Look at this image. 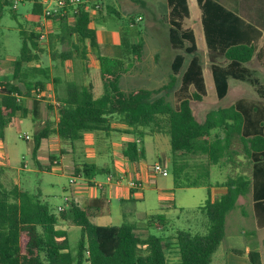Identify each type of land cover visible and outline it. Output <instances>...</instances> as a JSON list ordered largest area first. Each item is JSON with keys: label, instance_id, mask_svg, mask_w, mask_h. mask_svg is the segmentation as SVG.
<instances>
[{"label": "trees", "instance_id": "16d2710c", "mask_svg": "<svg viewBox=\"0 0 264 264\" xmlns=\"http://www.w3.org/2000/svg\"><path fill=\"white\" fill-rule=\"evenodd\" d=\"M31 1V12L38 18L33 19L37 27L30 31L20 27V54L13 61L10 78L0 81V138L4 137L5 129L15 121L19 111L22 115L27 114L23 97H33L34 91L35 95L46 91V83L51 79L48 66L31 65V62L40 59L42 50L39 40L44 30L40 21L44 0ZM198 2L209 52L212 54L220 45L229 46L227 55L232 58L227 66L213 64L211 67L218 98L227 95L230 78L250 82L264 97V85L242 66L256 49L255 45H250V41L257 39L261 31L248 25L217 0ZM9 3L13 5L11 0H0V9ZM102 4L101 0H90V6H80L77 13L51 17L59 24L58 31L51 34L49 39L51 57L60 58L63 62L77 56L85 60L88 47L92 48L97 53L104 91L100 96H95L92 83L82 84L76 79H69L63 82L64 92L61 94L59 85L62 80L57 78L55 90L59 103H52L49 107L58 109L59 119L55 127H51L50 121H47L44 127L35 132L33 156L36 157L42 140L51 134L74 143L83 139L87 131H109L112 120H118L133 128L126 132L138 137H143L146 129L168 134L172 171L178 185L209 183L210 171L206 160L203 159L201 165L194 168L184 156L201 154L207 158L208 165L218 164L223 157L233 158L230 144L235 132L240 131L244 138L246 133L243 128L250 129L248 123L261 130L256 127L258 125L250 114L243 108L238 111L235 106L212 109L204 121L196 118L192 101L203 99L207 94V84L195 32L184 25L190 15L188 0H168L169 12L165 20L169 25L167 38L173 47L168 59L172 74L168 84L154 89L136 87L125 90L121 86L130 66L141 60L145 41L142 37L131 42L123 35L119 44H107L108 52H104L98 30L91 27L95 12L103 9ZM104 4L108 15H114L119 20L123 18L113 5ZM247 26L254 29V35L247 34ZM57 42L68 47L58 51L55 48ZM258 55L264 59V46ZM171 90L174 91L175 102L168 98ZM38 99L46 98L42 94ZM215 128L223 129L224 135H213ZM260 132L250 139L254 149L249 156L253 161L252 177L245 173L230 175L224 182L227 192L213 201L207 199L202 205L209 220L206 233H192L184 229L176 231L180 261L175 264H212L213 255L225 236L227 214L235 207L238 196L247 194L252 186L255 207L259 213H264V161L260 152L263 148ZM249 152L250 149L248 155ZM123 154L129 160L136 161L145 156V151L133 140L125 143ZM84 167L87 174L88 169H96L95 165L89 163H85ZM188 167H193L195 173L185 175L184 170ZM3 173L0 164V264H83L86 261L90 264H169L161 236L149 234L143 238L136 231L135 224L127 221L111 225L95 224L87 211L76 202L72 203L68 214L61 212L57 215L50 204L42 199L40 190L30 192L18 184H9L4 181ZM61 218L71 220L81 229L75 248L71 246L67 230L58 228ZM155 220L163 223L166 218L163 214L148 216V222ZM249 257L252 264H262L259 251L251 250Z\"/></svg>", "mask_w": 264, "mask_h": 264}, {"label": "crops", "instance_id": "0c3cea01", "mask_svg": "<svg viewBox=\"0 0 264 264\" xmlns=\"http://www.w3.org/2000/svg\"><path fill=\"white\" fill-rule=\"evenodd\" d=\"M20 1L24 2L26 0L12 1V6L14 9L17 8L18 2ZM101 1L113 5L118 11L122 13L123 17L125 13L130 12L132 9H134L135 6H139L140 13H137L136 20L143 21L145 18H147V26L149 27L150 31H152V36L149 40L143 38V40L145 41V46H148V44H150V47L156 51V55H158L159 51L161 50H167L169 51V54L172 52L173 47L167 38L169 25L165 20L169 12L168 0H130V2L133 3V6L129 10H124L125 8L121 6V3L119 1L122 0ZM217 1H219L226 8L236 13L239 17L244 19L248 23V25H251L261 31L257 39L252 38V40L250 41V45H255L256 49L252 57L243 62L242 66L250 71V76L258 77L261 83L264 85V59L260 58V56L258 55V52L261 51L264 46V0ZM191 2H194L196 4L198 12L196 16L193 17V20H191ZM188 4L190 15L185 19L184 25L194 30L196 41L197 31L195 27L197 24L200 25L201 36L205 45L201 54L199 52L200 49L197 41L198 53L202 59L205 80L206 71L209 73L213 80L211 70L213 64L227 66L232 62V58L227 55V49L229 46L220 45V47H216L213 50L212 54L209 52L202 23V10L199 2L198 0H188ZM28 13L30 14V16L28 15ZM28 13L26 16L24 15V17L26 18V22L32 21L33 19H38L35 15L32 14L30 10L28 11ZM95 13V19L91 22V27H94L98 30L101 43L113 45L114 41L112 42V36L115 35V42H117L115 43V45L119 44L120 40L117 38L116 30L112 29V27L106 26L107 22L103 19L104 12L101 11ZM44 20V18H41L40 21L42 24L45 23ZM53 22L57 23L55 20H53ZM43 26L45 27V24ZM240 26L244 28L243 25ZM140 30L141 29L134 30L135 37L137 36V38H139L137 40H141L142 38L143 33ZM246 30L249 36L255 34L254 29L249 26L246 27ZM42 32L47 33L48 31L45 28ZM88 49L89 55V52L92 51V48L88 47ZM15 59L16 57L12 59H0V80H3L2 78H4V80L7 81L10 78V76L12 75L13 61ZM57 59L53 60L55 61L54 65H57ZM68 61H72V59L65 60L64 63L68 64ZM60 63L61 65H63V61H61ZM57 78H60L62 80V83L59 85L61 94L64 92L63 82L69 79H76L82 84L92 83L95 96H100L103 93L102 92L101 94L96 95L95 92V88H97V86H100V82H102L101 77H99L97 80L93 79L92 77H51V79L47 81L45 88L46 92L50 94L52 92V88V94L54 97H56L55 80H57ZM232 80L236 81L234 90L237 92V97L229 106H220L218 108H231L235 106L238 111H242L241 108H243L246 113L250 114V116L253 117V122L258 125L256 127L259 128L261 132L256 130L254 125H251L249 123L248 126L250 127V129L246 127L243 128L246 133L244 138H242L240 131V133L235 132L232 136L230 144L233 158L229 159L223 157L221 162L218 164L208 165L207 158H204V155L201 154L197 156H184V158H187V160L192 165H194V168L200 166L203 159L206 160V165L208 166L210 171L209 183L199 186L178 185L175 181V176L172 171L173 159L168 134L165 132L150 131L149 129H146L145 135L143 137H138L133 133L126 132L127 130H131L133 128H130L127 124L122 123L118 120H112L111 129L109 131H87L84 133L83 139L78 140L74 143L62 140L57 134H51L48 138L42 140L36 157L33 156V143V145H31L32 147H30V161L26 160L25 156H23V160H20V165L16 166V172L9 169V166L7 167L3 165L0 161L1 166L4 169L3 179L9 184H18L20 187L29 190L30 192H36L37 190H40L42 199L50 204L57 215H59L61 212H69L68 210L70 209L72 203L76 202L81 206V208L87 211L90 219L95 224L111 225L121 224L122 222L127 221L135 224L136 231L140 233L143 238H146L149 234H156L158 236H161L163 238L166 262L169 264L178 263L180 261V252L177 245L176 231L184 229L191 231L192 233L203 234L208 230L209 220L207 223L203 222L201 224L203 227L202 232H199V228H197L199 227V225L194 226L193 224L184 223L182 224V226L184 227H182L178 220L170 216V213L173 212L172 210H174V212L172 213L173 216L181 217L177 210H182L183 207L179 208L175 201L166 203L162 197V192H175V188L180 189L183 187H205L207 188V196L203 202L198 204L197 209H200L204 214H206L202 209V205L205 204L207 199L213 201L218 196L227 192L228 188L224 184V182L230 175L245 173L246 175L252 177L253 161L249 158V156L251 153H254V149L251 146L252 142L250 139L256 134H259V132L261 135V144L263 146L260 152L262 155V161H264V97H262L258 93L256 87L253 84L245 80L230 78L229 90ZM239 84H243L245 86V89H237V85ZM207 94L203 97V99L207 96ZM203 99L200 101H203ZM23 101L26 108L28 109L27 114L22 115L19 111L17 113V118L15 119V121L8 127L18 124L21 119L30 118L33 120L36 127L33 133L34 136L35 132L44 127L47 121H50L51 127L56 126L59 119L58 109L53 106H51V108L49 107L53 103L52 101H54V99L51 100L46 98L40 100L34 99L30 96H25L23 97ZM55 102L56 101H54V103ZM208 112H206V114ZM246 131L250 132L247 133ZM216 134L223 136V129L215 128L213 131V135ZM146 135L149 136L148 146H146L145 144ZM162 137L166 139L165 142L163 141ZM3 140L4 137L0 138V142L3 143ZM133 140H136L139 145L144 148L145 151V156L142 159L136 161L129 160L123 154L125 143ZM160 141L164 142V146H160ZM43 146H46L49 149L60 151L59 156L48 154L50 164L44 165L39 161V151ZM248 149H250L249 155ZM257 153H259V150H257ZM1 154L2 153L0 152V159L2 158ZM55 161H57L56 164L54 163ZM156 161L162 162L163 165L169 170V174L164 177L172 176L171 180L160 179V176L162 175L152 174L151 166ZM85 163L95 165L96 169H88L87 174L84 167ZM59 167L60 169H58ZM194 168H186L184 170V174L188 175L189 173H195ZM27 171L34 172L37 175L35 183L32 182V178L31 176H28ZM121 171L127 173V176L130 178L139 179L143 182L144 186L142 188H132L131 186H129L127 179L119 184L115 182L106 183L102 188H99L97 186L98 182H104L106 180V176L109 172H115V174H117ZM53 172L54 174H56L57 172V174H59L60 176L66 175L67 177H69V184L64 185L62 187V191L60 186L57 184L59 182L58 180L54 181L55 184L51 181L48 182L46 180V183L48 185L46 184L45 186L44 184L45 175ZM23 173L25 174L23 175ZM71 176L75 177V183L70 182ZM25 185H28V188ZM54 193H62V203H51L50 198ZM148 197L153 200V204H151L150 206H148L149 204L145 205L142 210L140 205L142 203H145ZM236 208H239V213L236 218H249L251 220V228H249V230L248 228L246 229L245 227H242L238 232L241 233V236H245L246 234H248L249 236H254V238H256V240L259 242V245L257 244L255 247H253L252 245L246 244L245 248L229 246L228 249L219 251L221 246L220 244L217 251L214 253V255L218 254L216 262L214 261V259H212V264H252L249 257V252L251 250L260 252L261 262L262 264H264V213H259V211L255 207L253 186L247 194L238 196L235 207L227 214L225 221V236L223 240L226 237L229 215L232 211L236 210ZM151 214H163L166 220H164L163 223L157 220L150 223L148 222V216ZM115 220L121 221V223H116ZM187 220L189 219L187 218ZM74 227L79 226L72 223V221L69 219L61 218L58 224V228L67 230L70 243L72 233L76 232L74 230ZM173 255L175 257L178 256V262L172 263ZM214 255L213 258H215Z\"/></svg>", "mask_w": 264, "mask_h": 264}, {"label": "rangeland", "instance_id": "374dc122", "mask_svg": "<svg viewBox=\"0 0 264 264\" xmlns=\"http://www.w3.org/2000/svg\"><path fill=\"white\" fill-rule=\"evenodd\" d=\"M13 1V0H11ZM121 3V6L125 8L124 10H129L132 8L133 3L130 2V0H122L119 1ZM33 2L31 0H26L24 2H18L17 8L14 9L12 4H6L4 5L0 10V59H12L17 57L20 54V50L22 47V37L20 33V27L27 29L30 31V29H36V22L35 20L26 22V16L28 11L32 9ZM105 4L103 2L102 4V11L104 12V21H106L107 27H112V29L116 30L117 32V38L121 41V38L123 35L127 36L131 42L139 39L137 36L134 35L135 29H141L142 31V37L145 39H150L152 36V31H150L149 27L147 26V18H145L143 21L136 20L137 13H140V7L135 6L134 9H132L130 12L125 13L124 17L122 19H118L114 15H108L105 12ZM191 8H192V19L194 16H196L197 12V6L194 2H191ZM30 16V14L28 13ZM135 19V21L133 20ZM190 20V21H191ZM45 27L43 29H47V33L44 38H40V47L42 51L40 52V59L31 62V65L36 66H48L50 68V77H92L93 79L97 80L100 77V67H99V61L97 57V53L92 50L89 52L88 57L84 60L80 57H75L72 61H68L69 63H64L61 65V59H57V65H54L53 61L54 59L51 57V49L49 46V39L50 35L53 33H56L59 29V24L54 23L53 19H45ZM189 21V20H188ZM111 23V24H109ZM133 23V24H132ZM43 24V25H44ZM106 27V28H107ZM197 31V41L199 45V52L202 54L204 43L203 38L201 36V27L200 25H196L195 27ZM115 42V35L112 36V42ZM120 43V42H119ZM113 44V45H114ZM107 44H103V50L104 52H108V48L106 46ZM68 45L61 44L60 42H57L55 44V48L59 51H62L63 49H66ZM169 59V51L167 50H161L158 53V56L156 55V51L150 47V44L148 46H145L144 52H142V58L139 62L134 63V65L130 66V69L125 73V75L122 78L121 86L125 90H130L132 88L136 87H148V88H158L165 84H168L171 80V64L168 61ZM127 60L130 61V59L127 57ZM52 67V69H51ZM208 68V67H207ZM72 69V71H71ZM1 79V78H0ZM3 81L4 78H2ZM206 80L208 84V94L203 99V101H196L193 100V110L196 118L199 121H204L206 118V112L218 108V107H225L229 106L235 99L237 92L234 90L235 80L231 81V87L227 94V96L223 99H218L216 96L215 87L213 84L212 77L209 75V73L206 71ZM2 81V80H0ZM62 87V86H61ZM245 86L243 84L237 85V89L243 90ZM51 94L45 92H42L43 96L45 98L51 99L54 101H57V98L53 96V89L51 88ZM167 92V90H165ZM96 95L101 94L103 92V84L100 82V86H97L95 88ZM48 95V96H46ZM37 95H35L33 98L35 99ZM169 100L172 102L176 101V97L174 94V91H169ZM38 99V97L36 98ZM32 101V100H31ZM54 101H52L54 103ZM56 105H58V101L55 102ZM35 125L32 119L30 118H24L21 119L18 124L12 125L5 129L4 133V140L3 143L0 142V152L2 153V158L0 159L1 163L5 166H9V169L12 171H17L16 166L20 165V160H23V156H25L26 160L30 161L31 159V152L30 147L34 143V136L33 133L35 131ZM29 134L30 139L27 140L25 138H21L19 134ZM163 141L165 142L166 139L164 137ZM149 136L146 135L145 137V144L148 146ZM160 141V146H164V142ZM162 142V143H161ZM3 144V145H2ZM48 154H54V155H60V151L49 149L46 146L41 147L39 151V161L42 162L44 165L50 164V161L48 159ZM15 168V169H14ZM60 169V167L58 168ZM60 171V170H59ZM28 176H31L32 182L35 183V179L37 178V175L34 172L27 171ZM25 173H23L24 175ZM160 179H172V176L164 177L160 176ZM46 180L49 182L55 184L54 181L58 180L57 183L62 191V187L64 185L69 184V177L66 175L60 176L59 174L49 173L45 175V186H46ZM180 180H183L180 178ZM162 181V180H161ZM56 184V187H57ZM48 185V184H47ZM28 188V185H25ZM175 192L171 191H163L162 197L166 203L175 201L178 207H183L181 210H177L179 215L181 217H174L173 212H171L170 216L175 218L179 221L181 224H193L194 226L199 225V232H202V223H207L208 218L206 214H204L200 209H197L198 204L203 202L207 196V188L205 187H183V188H175ZM62 193H54L50 200L51 203H62L63 199L61 198ZM153 204V200L149 197L147 198V201L145 203H142L140 207L143 210V207L145 205ZM239 208H236V210L232 211L229 215L228 219V228L226 231V237L221 242L220 250L224 251L228 249L229 246H236L239 248H245V245H252L255 247L257 244L259 245V242L254 238V236H249L246 234L245 236H241V233H239V229L242 227H245L246 229L251 228V220L249 218H241L238 217ZM177 215V214H176ZM235 215V216H234ZM187 218L189 220H187ZM236 218V219H235ZM232 220V221H231ZM116 223H121V221H116ZM184 227V226H182ZM74 230L76 232H73L71 235V243L72 248H75L78 245L80 235H81V229L79 227H74ZM264 252V249H263ZM217 255L215 254L214 261L216 262ZM178 256L173 255L172 263L178 262ZM84 264H89V262H85Z\"/></svg>", "mask_w": 264, "mask_h": 264}, {"label": "built area", "instance_id": "2783aa9c", "mask_svg": "<svg viewBox=\"0 0 264 264\" xmlns=\"http://www.w3.org/2000/svg\"><path fill=\"white\" fill-rule=\"evenodd\" d=\"M44 9H43V17L44 19H48L55 15H65L70 12L77 13L80 9V6L86 5V7L90 6V0H44ZM46 33H41V38H44ZM42 93L37 94V97H40ZM21 138L30 139V135L28 134H19ZM55 164L57 161L54 162ZM151 172L153 175H162L166 176L169 174V170L163 165L162 162L156 161L151 166ZM125 179H127L129 186L132 188H142L143 182L139 179L130 178L127 176V173L124 171L118 172H109L106 176V180L104 182H98L97 186L102 188L106 183H121ZM71 183H75L76 179L74 176L70 178ZM61 209V208H60Z\"/></svg>", "mask_w": 264, "mask_h": 264}]
</instances>
